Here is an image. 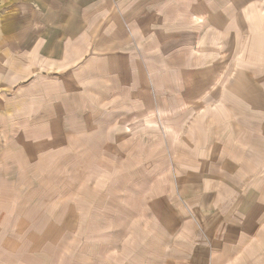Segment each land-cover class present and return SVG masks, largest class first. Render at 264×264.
<instances>
[{
  "label": "crops",
  "instance_id": "0c3cea01",
  "mask_svg": "<svg viewBox=\"0 0 264 264\" xmlns=\"http://www.w3.org/2000/svg\"><path fill=\"white\" fill-rule=\"evenodd\" d=\"M223 1L187 0L190 7L180 15L179 0H176L173 26L178 29L179 22L186 21L190 27L206 28L210 45L214 34L211 28L222 34L226 29L229 31L228 27L234 22L232 14L237 24L242 23L243 11L239 12L242 4L231 3L225 10L226 17L225 13L215 11L213 6L221 8L225 5ZM166 2L161 1L159 6ZM155 3L156 0H0V185H36L37 175L44 177L62 171L57 160L66 152L67 142L84 133L89 140L100 142L97 147L101 145L99 149L104 151L102 159L114 160L118 156L112 143L114 113L111 117L100 116L102 108L109 110L110 103L115 102L113 95L117 86V70L105 57L115 52L124 53L136 36V32L132 35L134 24L138 23V27L140 23L145 24V8ZM260 12L264 16V8ZM196 17L202 20L197 22ZM247 17L251 19L247 26L251 32L262 26L255 23L253 17ZM204 37L199 38V44L207 45V41L201 42ZM258 37L251 33L250 55L244 53L247 51L245 43L250 44L249 36H245L246 41L240 43V49L231 57H239L241 63L264 61L261 50L264 40ZM196 44L191 48L193 56L198 49ZM229 45H232L229 50L235 51L236 42ZM128 50L124 60L137 62ZM176 53L171 51L170 61L178 65L182 59ZM252 64V81L250 79L247 85L251 93H255ZM31 79H35L34 83L26 84ZM119 88L117 93H126L124 85ZM237 92L242 94V106L264 107L263 100L259 102L252 97L247 101V91L240 87ZM108 95H112L111 99ZM76 100L84 103L79 105ZM91 102L105 105L92 108ZM185 108L179 105L176 109ZM171 109L173 111V106ZM90 110L99 117L89 115L91 118H88ZM203 111V115L210 112L207 108ZM241 115L245 116L236 119L240 124H255L254 116L248 120V114ZM162 126L171 134L176 130L167 123ZM208 126V139H203L196 153L187 154L183 164L178 163L161 181H154V188L138 198V210L130 202L126 204L129 199L126 192L118 196L123 199L120 203L126 205L119 213L114 205L120 204H116L114 198L100 201L99 194L98 197L93 194L92 199L84 200L82 188L77 185L78 194L75 190L73 194L69 192L75 202L64 203L62 199L58 205L54 204L57 209H52L54 205L46 200L34 205L27 210L25 219L18 217L14 221L20 223L16 233L8 234L0 219V264H36L34 250L43 248L51 252L53 246L55 248L52 239L61 238L59 245H65L71 237L74 241H79L80 237L92 239L89 245L75 242L71 246L77 260L75 264H264V194L258 191L264 185L258 180L252 185L244 183L240 176L248 172V160L253 161L256 146L251 138L254 137L240 134L231 138L227 133L214 132V125L212 133V124ZM227 127L221 126L222 129ZM104 142L110 144L103 148ZM39 143L50 148L44 153ZM120 155L126 157L125 143ZM93 157L99 158V154L94 152ZM91 171L82 170L83 173ZM39 185H54L51 191L61 190L58 200L67 191L66 181L61 177ZM47 195L49 197L50 193ZM47 217L51 218L49 223ZM37 228L42 232L36 234ZM24 232L28 245L20 247L17 238ZM39 237L48 242L39 245L34 241ZM55 259L58 262V258ZM60 260L67 264L64 258Z\"/></svg>",
  "mask_w": 264,
  "mask_h": 264
},
{
  "label": "rangeland",
  "instance_id": "374dc122",
  "mask_svg": "<svg viewBox=\"0 0 264 264\" xmlns=\"http://www.w3.org/2000/svg\"><path fill=\"white\" fill-rule=\"evenodd\" d=\"M161 1L163 0H156L155 6L148 5L145 8L147 15L145 12L144 19L146 17L147 22L140 23L139 27L138 23L134 24L136 28L132 30V35L135 36L136 32V36L133 37V42L128 47L126 46L124 53L115 52L113 56L108 54L105 57L114 64L117 70L115 72L117 86L116 93L113 95L115 102L110 103L109 110L106 107L102 108L104 110H100V116L108 114L107 116L111 117V113H114L116 119L113 127L115 138L112 143L116 147L118 156L116 155L114 160L108 159L110 163L106 159H102L104 151L99 149L101 145L97 147L100 142L89 140L85 133H79L81 135L75 136V140L67 142L66 152L59 156L61 159L57 158L62 171L49 173L44 177L37 175L36 185H0L2 186L0 189V219L8 234L16 233V226H20V223L14 221L18 217L25 219L27 210L34 205L41 204L44 200L50 201L52 205H58L62 199H64V203L75 202L76 199L69 195V192L73 194L75 190L78 194L80 191L77 185L82 188L81 197L84 200L92 199L93 194L97 197L99 194L100 201L112 197L116 204H120L114 205V208L118 210L126 209V205L120 203L123 202V199L118 198L126 192V198H129L126 204L130 202L131 206L133 205L132 207L138 210L136 205L138 198L143 194H148L154 188V181H161L168 172L173 171L178 163L179 165L183 164L187 159L186 155L196 153L203 145V139L204 141L208 139L209 124H212V133L214 125V132L217 134L226 135L227 133L231 138L234 135L240 136V134L246 138L254 137L251 138L254 141L252 144L256 146L253 150V161L252 159L248 160L246 166L248 172L240 176L244 183L252 185L258 180V183L264 185V107L251 109L250 104L242 106L240 103L242 94L237 92V87H240L242 91H247V101H250L252 97L257 101H264V61L253 64L250 61L241 63L239 57H231L240 49V43L246 41L245 36H249L247 41L250 42V44L245 43L244 46L247 50L244 51V53L247 52L246 55L252 53L251 33L259 36V40H264V16L260 12V9L264 8V0H221L225 4L223 7L213 6L217 13H225L224 17H226L225 10L231 7V3L242 4L241 8L239 7V12L243 11V18L241 25L237 24L231 13L234 22L231 27H228L229 31L226 29L223 34L220 31H213L214 29L211 28V32L214 34L211 35L210 45H208L210 35L206 32V28L190 27L186 21H180L178 29L173 26L174 23L171 20L176 11V0H167L164 6L163 4L159 6ZM187 7H190L187 6V0H179L178 14H184L183 10H186ZM247 12L249 13L246 15ZM252 12L253 14H251ZM248 15L254 18L255 23H262V26L260 25L259 29L252 32L247 29L248 21L251 20L247 17ZM153 19L158 23L156 21L153 23ZM195 20L198 22L202 19L196 17ZM144 26H146V30ZM203 36L205 37L201 42L207 41V43L205 42L207 45L198 43L199 38ZM137 39L138 44L136 43ZM217 42L220 43L217 44ZM229 42H234V44L236 42L235 51L229 50L232 46L229 45ZM195 44L198 49L194 50L196 54L193 56L191 48ZM199 46L204 48L199 49ZM115 48L116 50L122 49V47ZM127 50L130 55H135L137 62L124 60ZM172 50L178 52L176 54L182 59L178 65L170 61ZM261 50L264 51L263 45ZM139 59L142 61H138ZM239 63H241L240 67H238ZM251 64L254 65L253 73L256 78H253L256 86L255 93H251L250 86L247 85L250 79L252 81ZM129 73L132 75L130 78H128ZM34 81L35 79H31L26 84L31 85ZM242 82L246 83V86L242 85ZM122 85L126 87V93H117L120 90L119 86ZM79 86H84V84ZM202 92L204 93L202 94ZM108 96L110 98L112 95ZM104 101L106 102V100ZM110 102L112 101L110 100ZM83 103V100L78 101L79 105ZM99 103L91 102L90 106L93 108L105 105V103H103L104 105L102 103L99 105ZM179 105L186 108L177 110ZM206 108L210 112L206 111L203 115V110ZM241 114H248V120L254 116L255 124L242 125L237 122L238 117L245 116ZM89 115L99 117L94 113V110L88 112L87 116L91 118ZM216 122H220V126L215 125ZM232 122V128L229 129V124ZM163 123L171 125L176 129L175 132L171 134L169 130L164 129ZM224 123L228 127L222 129L221 126L224 127ZM124 143L126 144L125 158L120 157ZM108 144L110 142H104L102 147L105 148ZM39 147L44 153L50 148L49 145L40 143ZM94 152L99 154V158L93 157ZM78 153L82 155L79 156ZM82 170L92 171L83 173ZM60 177L62 181H66L67 191L65 190V197L61 196L58 200L56 198L59 193H62L61 190L51 191L50 188L54 185L39 184L44 181L58 180ZM21 182L20 180L19 184ZM100 187L101 189H99ZM258 191L264 194V186L258 188ZM48 193H50L49 197ZM57 208L58 206H52V209ZM82 208L85 209V207ZM142 212L140 210V214ZM50 220V217L46 218L47 223ZM145 222L150 228L151 224L147 218H145ZM53 224L57 225V223ZM25 226L26 224L23 223V228ZM52 229L54 228L52 227ZM71 230L73 229L71 228ZM41 232L40 229H36V234ZM25 234L26 232L17 238L20 247L28 245ZM73 238L66 240L68 244L65 245H59L62 241L61 238L52 239V246L55 245V248L53 246L51 252L50 250L43 251V248L34 250L36 264H63L60 260L62 258L67 264H75L77 260L73 253L74 250L70 249L71 246H74L75 242L89 245L92 239L80 237L79 241H74ZM34 241L43 246L45 241L48 242V239L44 241V238L39 237L34 238ZM32 248L29 251H32ZM55 258H58V262Z\"/></svg>",
  "mask_w": 264,
  "mask_h": 264
}]
</instances>
